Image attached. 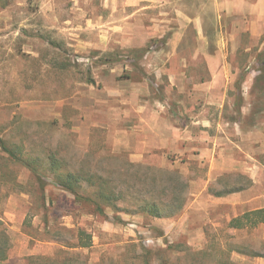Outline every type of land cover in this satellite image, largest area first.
<instances>
[{
	"label": "rangeland",
	"instance_id": "1",
	"mask_svg": "<svg viewBox=\"0 0 264 264\" xmlns=\"http://www.w3.org/2000/svg\"><path fill=\"white\" fill-rule=\"evenodd\" d=\"M124 3V0H10L5 8H0V125L7 140H23L31 148L36 146L38 151L48 146L74 168L85 167L89 173L99 175L111 171L116 180L122 178L127 163L143 169H165L156 157L147 158L145 163H134L125 153L112 150L111 128L115 124L108 122L103 112L107 105L116 106V102L108 92L116 89L129 92L138 82L141 85L148 82L153 94L157 97L164 94L170 107L174 106L169 109L173 113L182 103L194 104V96L183 101L175 89H169L166 81L165 85L155 87V73L142 72L139 64L142 58H137L139 51L125 49L141 38L133 35L134 21L121 19L124 10L125 14L132 12V6ZM189 5L193 7L194 2ZM168 17L167 25L177 28L175 14ZM126 22L130 34L118 35L116 27ZM145 23L148 26L150 22ZM169 38L154 37L146 47L152 51L165 45ZM240 41L250 46L248 37ZM117 42L124 43V50ZM251 46L247 57L243 51L230 56L236 64L230 69L235 79L228 85L221 121L244 119L250 125L259 118L257 114L261 112L264 97L252 91L253 82L248 79L256 75L254 59L264 48V35ZM106 58L118 60L105 63ZM192 74L202 79L206 71L194 68ZM90 79L94 84L89 83ZM237 82H242L240 91L236 88ZM237 93L242 97L239 109H245V116L236 108ZM90 121L102 126L109 124V128L92 127ZM173 160L178 161L177 168L168 167V170L177 171L188 185L182 194L185 202L181 213L167 219L120 214L130 218L117 224L108 207L105 216H98L90 205L74 203L72 196L53 184L47 172L43 174L47 183L44 207L38 184L30 172L0 154V177H5V180L2 177L4 183H0V216L12 244L9 264H23L29 256L51 255L66 243L71 245L78 229L91 235L92 247L74 251L91 262L97 261L103 252H113L129 241H142L150 248L172 245L174 257L180 250L188 249L217 258L229 255L236 264H264V224L254 229L230 228L232 216L241 214L242 206L216 204L213 198L207 197L194 202L196 184L192 182L206 173V167H198L196 161L186 164L184 156ZM150 173L156 174V171ZM13 179L18 184L10 181ZM154 220L164 226H153ZM45 226L50 227L48 231H56L54 235L47 234ZM232 250L263 257H247Z\"/></svg>",
	"mask_w": 264,
	"mask_h": 264
},
{
	"label": "crops",
	"instance_id": "2",
	"mask_svg": "<svg viewBox=\"0 0 264 264\" xmlns=\"http://www.w3.org/2000/svg\"><path fill=\"white\" fill-rule=\"evenodd\" d=\"M124 2L125 6H132V12L125 14L124 10L121 19L134 21L133 35L141 38L125 49L140 51L146 49L154 37H170L165 45L148 51L139 64L146 75L155 73V87L165 85L166 81L169 89H175L183 101L194 96V104L182 103L173 113L169 109L174 106L170 107L164 94L162 97L153 94L148 82L142 85L138 82L129 92L118 89L108 92L116 102V106L107 105L103 112L108 122L115 124L111 128L113 152L125 153L134 163H145L147 158L156 157L165 169L177 168L178 161L173 158L181 156L186 157V164L196 161L198 167L205 165L206 173L192 182L196 184L194 202L207 197L213 198L216 204L242 206L241 214H235L231 220L245 212L263 209L264 112L257 114L259 118L250 125L244 119L221 121V115L228 98V85L235 79L230 69L236 64L230 56L238 51H251L252 43L264 35V0ZM192 2L193 7L189 5ZM172 13L178 18L177 28L167 25L168 14ZM146 20L150 22L148 26ZM126 24L116 27L118 35L130 34ZM246 37L250 46L241 44L240 40ZM117 44L123 49L124 43ZM194 68L205 69L206 76L195 77ZM248 80L254 81L253 78ZM239 110L245 116V109ZM90 124L109 128V124L102 126L91 121ZM230 174L246 176L252 182L251 187L230 197L211 196L210 184ZM120 217L123 221L130 218ZM152 225L164 226V223L154 220Z\"/></svg>",
	"mask_w": 264,
	"mask_h": 264
},
{
	"label": "trees",
	"instance_id": "3",
	"mask_svg": "<svg viewBox=\"0 0 264 264\" xmlns=\"http://www.w3.org/2000/svg\"><path fill=\"white\" fill-rule=\"evenodd\" d=\"M9 1L0 0V8H5ZM147 52V48L139 51L137 58H143ZM249 55L246 53V57ZM117 60L106 58L104 62L114 63ZM254 61V66L256 64L257 67H253L256 75L252 91L264 97V48L256 54ZM89 83L94 84V81L90 79ZM241 84L242 82L236 83L239 91ZM236 100L239 110L242 102L240 93L236 94ZM262 110H264V103L260 111ZM36 149V146L31 148L23 140L18 142L7 140L5 131L0 125V154L30 172L38 184L40 197L45 202L44 207L46 206L47 183L43 174L47 172L52 177L53 184L61 192L72 196L74 203L90 205L98 216H105V209L108 207L114 215L113 221L117 224L124 222L120 214L147 215L152 218L167 219L180 214L183 209L185 202L183 195L188 185L186 181L181 180L179 173L175 170L143 169L140 165L127 163V170H123L122 178L116 180L114 173L109 170L110 173L108 172L107 175H99L89 173V169L85 167L76 169L69 161L61 157L58 151L48 146L41 147L39 151ZM97 163H101V160ZM149 171H156L157 175ZM2 177L5 180V177ZM2 177H0V183H4ZM10 181L13 182L14 179ZM14 184L18 183L14 181ZM251 185V180L244 176L223 175L209 187L208 193L213 197H224L244 191ZM260 224H264V208L245 212L230 220L229 227L234 230L254 229ZM48 230L50 227L45 226L47 234L54 235L56 232ZM75 233L74 242L71 245L66 243L51 255L29 256L25 258L23 264H236L229 255L217 258L203 251L192 252L188 249L180 250L179 255L174 257L172 254L175 249L172 245L167 244L165 248H150L142 241H129L113 252H103L97 261L91 262L87 257L74 251L91 248V235L82 229H78ZM51 239L59 242L55 238L51 237ZM11 247V239L0 216V264L10 263ZM233 251L247 257H263L249 251Z\"/></svg>",
	"mask_w": 264,
	"mask_h": 264
}]
</instances>
